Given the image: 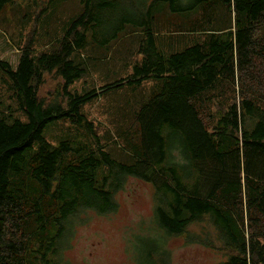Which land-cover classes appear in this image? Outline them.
<instances>
[{"label":"trees","instance_id":"1","mask_svg":"<svg viewBox=\"0 0 264 264\" xmlns=\"http://www.w3.org/2000/svg\"><path fill=\"white\" fill-rule=\"evenodd\" d=\"M16 1L0 0V11ZM82 1L57 47L25 43L16 68L0 57V79L16 102L0 106V264H62L61 248L83 214L116 212L129 178L152 186L154 200L148 238L129 237L133 264H171L176 236L214 250L211 264H264V83L239 91L264 58V0ZM45 3L42 11L53 0ZM163 4L180 13L221 5L233 22L166 52L154 34ZM127 29L143 34L139 58L102 91L159 81L136 112L141 141L131 162L106 149L83 110L100 92L74 87L88 71L87 46L109 49ZM47 75L59 79L52 98L39 95ZM203 104L216 106L214 114L206 116ZM62 120L91 142L50 140L46 129Z\"/></svg>","mask_w":264,"mask_h":264},{"label":"rangeland","instance_id":"2","mask_svg":"<svg viewBox=\"0 0 264 264\" xmlns=\"http://www.w3.org/2000/svg\"><path fill=\"white\" fill-rule=\"evenodd\" d=\"M45 1L8 2L0 11V57L10 61L14 68L20 58L19 47L26 43L31 50L36 48L47 52L51 47H57V40L84 10L82 0H53L48 10L42 11L47 4ZM156 10L154 34L156 42L166 52L203 41L212 31L224 29L233 22V15L221 5L180 13L163 4L160 10L156 6ZM142 36L140 31L127 29L109 49L107 45L97 47L89 44L85 50L88 71L74 86L82 91L95 87L100 92V96L86 104L83 110L88 120L94 123L101 143L124 162H131L140 148V124L135 121L136 112L141 103L155 94L159 81L144 80L138 85L124 84L104 91L102 88L131 72V65L139 58L136 50ZM260 42L264 44L263 39ZM253 66L247 81L240 84V92H246L252 82L264 83V58L257 59ZM58 82L59 79L47 75L45 83L39 87V95L52 98ZM7 88V83L0 79V106L9 105L15 109L16 102ZM228 93L229 97L233 94L231 90ZM214 109L216 106L202 105L206 116L214 114ZM17 114L23 117L22 113ZM215 122L216 118L208 119L207 125L212 127ZM45 135L52 141L69 137L91 142L70 120L48 127ZM117 198L119 207L114 213L101 216L89 211L83 214L87 218L82 225L76 226L71 239L61 248L62 264H133L129 237L147 239L152 231L153 188L142 180L129 178ZM34 230L35 226L26 227L27 234ZM168 246L172 254L171 264H211L219 259L214 250L196 243L187 245L177 236L171 238Z\"/></svg>","mask_w":264,"mask_h":264}]
</instances>
